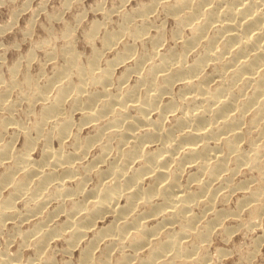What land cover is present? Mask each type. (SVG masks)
Instances as JSON below:
<instances>
[{
  "label": "bare ground",
  "instance_id": "6f19581e",
  "mask_svg": "<svg viewBox=\"0 0 264 264\" xmlns=\"http://www.w3.org/2000/svg\"><path fill=\"white\" fill-rule=\"evenodd\" d=\"M120 2L97 4L86 56L78 14L37 41L48 57L35 72L30 54L0 76V233L11 221L20 238L13 253L9 241L0 248V264H53L54 239L71 256L79 248V264H220L214 234L263 224L264 0ZM22 103L30 124L14 116ZM257 240L239 264H252Z\"/></svg>",
  "mask_w": 264,
  "mask_h": 264
},
{
  "label": "rangeland",
  "instance_id": "374dc122",
  "mask_svg": "<svg viewBox=\"0 0 264 264\" xmlns=\"http://www.w3.org/2000/svg\"><path fill=\"white\" fill-rule=\"evenodd\" d=\"M2 1L3 0H0V76H2L4 79L8 78V69L16 62L20 63V69H23L25 66H27V60L30 54H32L33 60L30 61L29 69L30 71L35 72L40 63L45 61L46 57H48L44 54V50L42 48H34L37 41L39 42L40 40L42 41L44 39H49V37L53 38L55 35H61L65 23H70L71 25L76 24L77 17L79 16L78 14L82 15L83 21L81 20L80 24H78L79 27L77 26V31L74 34L76 38L75 47L79 53L82 52V54L86 56L90 53L91 46L87 45L86 41L83 39L84 33L82 31L84 28L88 27L91 22H100L103 20V14L99 13L100 11H96L97 4L99 2L102 3L103 6H105L104 8L107 10H113L121 4V0H72L69 8V5H65L66 0ZM142 1L145 2L146 0H127V2L124 4V7L122 6L121 10L128 11L129 9L135 7V4ZM58 15H60L59 19L53 18ZM117 15V13L113 14L114 21L117 20ZM165 25L169 30L172 28L173 23L166 22ZM62 42L63 41L58 38L56 41H54V44L56 47H59ZM46 67L47 68L45 71L50 72V63ZM121 70L122 66L120 65V67L118 66L116 69V75H118ZM24 107L25 106L22 103L14 116L17 120H21L26 124H30L33 122L34 117L25 116ZM1 114L2 112H0V116ZM80 117L81 115L79 113H75L73 115V119H75L74 121L77 124V126L74 125L73 130L76 132L78 124L80 123ZM81 129L82 130L80 133L82 132V136H84L90 130L89 126H83ZM11 133L12 131L9 129L7 135L5 136V140L9 138ZM20 143L22 144V136L14 142V148H20ZM53 146L55 148L57 147V141H53ZM91 153L93 154L94 150H92ZM32 156L35 159H39L41 157V146H38L33 150ZM1 169L2 167H0V171ZM3 192L5 193H3V195H8L7 193L10 192V188L4 189ZM239 194L240 193L234 194L229 200L227 206L233 207ZM21 205L22 203L18 202L17 206L21 207ZM60 219H62V217H60ZM10 222L11 221L6 224L7 227H4L3 231L0 233V248H4L6 242L9 241L10 252L13 253L18 248V242L20 241V238H13L10 236L8 232L11 228L10 225H12ZM262 223L263 224L259 225V228L253 229L252 231H236V233L234 232V234L227 238L228 240H224L220 234H214L215 236L213 235V237H211L209 244L210 256H213L212 258L220 261V264H239L240 250L243 252H249V250L253 251L255 249H251L254 245H256V240L258 237L259 241L262 239L264 235V221ZM32 224V220L24 221L22 223L21 230L23 231L28 229ZM245 232H247L246 235ZM258 240L257 244H259ZM51 248L56 250L53 264H64L65 262L69 264H79V248H76L72 252L71 256V254L63 252L64 242L61 239L52 240ZM218 250H224L225 252H228V255L217 258L219 256ZM258 250L259 251H257L256 257L253 259L252 264H264V242L260 244ZM31 254L32 250H30V248L24 249L22 254V256H24L23 259H27L31 256ZM242 256L243 255H241V257Z\"/></svg>",
  "mask_w": 264,
  "mask_h": 264
}]
</instances>
